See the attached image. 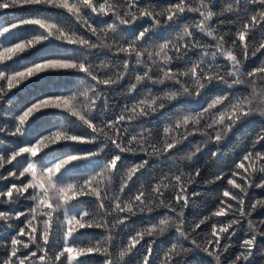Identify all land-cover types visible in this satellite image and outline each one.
<instances>
[{
    "label": "snow or ice",
    "instance_id": "obj_1",
    "mask_svg": "<svg viewBox=\"0 0 264 264\" xmlns=\"http://www.w3.org/2000/svg\"><path fill=\"white\" fill-rule=\"evenodd\" d=\"M216 2L0 0V14L22 13L9 23L0 17V101L26 81L52 93L38 94L8 133L23 137L37 120H46V134L31 136L30 142L7 155L0 153V181L10 177L19 181L0 190V206L16 205L21 198L32 201L30 208L14 214L0 210V222L14 229L10 243H0V251L6 253L0 264H133L131 258L140 253L135 264H186L187 255L197 250L211 258V264H247L258 238L264 240V219H252L253 213L264 209V199L249 200L245 208L249 190L264 189V127L230 172L213 170L208 178H197L203 146L219 145L251 116L264 117V59L250 70L245 68L249 59L264 51V0H229L219 11L214 10ZM189 14L198 18L188 19ZM228 14L236 19L213 23ZM225 23H235L237 30L221 32ZM177 26L173 38L161 37L164 30ZM20 29L35 34L17 40ZM50 41L60 42L56 50L16 70L21 63L17 58ZM62 72L72 74L75 90L45 84L55 79L52 74ZM126 78L131 101L112 113L108 92ZM145 84L167 87L154 92ZM213 85L223 86L220 94L206 107L192 109L189 102L201 99ZM241 85L246 94L234 91ZM181 100L184 106L175 115L165 113L162 127L137 123ZM194 135L202 141L179 158V146ZM79 144L98 146L82 151L74 148ZM106 150L110 156L95 159ZM125 153L168 161V171L146 178L148 159L125 166ZM210 155L216 158L218 152ZM97 164L98 172L86 178L80 174ZM256 174L262 176L259 182ZM226 177L227 187L215 210L186 223L185 209L201 195L189 192V187ZM161 209L163 214L144 226L129 223ZM244 221L247 238L241 251L228 258L236 226ZM205 225L210 231H204ZM88 229H104L106 235L92 241L82 231ZM169 232H174L170 246L154 256L153 245Z\"/></svg>",
    "mask_w": 264,
    "mask_h": 264
},
{
    "label": "trees",
    "instance_id": "obj_2",
    "mask_svg": "<svg viewBox=\"0 0 264 264\" xmlns=\"http://www.w3.org/2000/svg\"><path fill=\"white\" fill-rule=\"evenodd\" d=\"M168 0H160L161 4L167 3ZM229 0H217L216 6L214 10L219 11L223 6L228 3ZM22 13L20 10H6L5 13L0 14V17L3 18L5 23H9L14 19L18 18ZM196 17V14H189L188 19H192ZM198 18V17H196ZM236 17L232 14H228L226 16L215 18L213 23H217L219 20H235ZM143 23V22H142ZM183 23V21L181 22ZM103 26V25H97ZM237 30V25L235 23H225L220 26L221 32H231L234 33ZM179 31V26L171 30H164L161 33V37L163 39H171L176 33ZM35 33L31 32L27 29L18 30L17 40L26 39ZM88 35V33H84ZM209 43L208 38H205ZM259 39V37H257ZM11 42H16L11 41ZM0 43H3V40L0 39ZM60 42L50 41L46 42L44 45L37 46L36 49H32L29 53H25L22 57L17 58L21 61V63L17 64L16 70H21L23 67L30 65L33 61L37 60L41 55L56 50L57 45ZM261 59H264V51L258 53L256 57L249 59L245 64V68L250 70L252 67L258 65ZM223 63V61H221ZM55 79L46 81L47 85H65L73 90L78 85L71 78L72 74L70 73H55L52 74ZM35 79V78H34ZM130 81L126 78L120 84L113 86L112 89L108 92V106L109 111L112 113H118L119 110L123 107V105L127 102L131 101V97L127 95V88ZM143 87H151L154 92L162 91L165 86L161 85H150L145 84ZM222 85H213L210 86L209 89L206 90V95H204L201 99L197 101H190L189 105L194 110H200L203 107H206L207 104L216 96L220 94V89ZM238 94H246L247 88L244 85L238 86L235 89ZM52 94L48 88L44 85H33V81H26L24 84H21L18 88L13 89L12 92L5 96L2 101H0V127L4 129L3 132H0V153L7 155L13 150H16L18 146H24L26 143L30 142L31 136H36L38 138L39 134H46L44 129L48 126L46 120H37L35 125H33L32 129L25 133V136H11L8 133L14 131L16 126V117L21 113V111L27 107L30 103L35 102L39 96ZM9 97H14L11 101ZM99 103H102L99 102ZM184 106V101H174L169 104L161 113H157L152 117L139 121L137 123H143L148 128L157 129L163 126L166 123L165 113L169 116L175 115L177 110ZM107 118V117H106ZM31 123V121H30ZM264 127V117H260L259 115L251 116L242 122L238 123L236 127L232 130L231 133L225 138L219 145L209 142L207 145L203 146V152L200 154V165L202 167L201 177H198L197 180L200 181L202 179L208 178L213 170H222L224 172H230V170L234 167L236 161L244 154V149H247L251 141L256 136L257 132ZM202 137L199 135H194L189 137L188 141H185L184 144L179 146L178 157L182 158L186 156L189 152H191L195 145L202 141ZM98 144H79L74 145V148L82 151L86 150H94L96 149ZM211 152H218V156L216 158L211 157ZM111 155V153L106 150L105 154H101L100 157L95 159L102 160L105 155ZM42 155V154H41ZM143 159H148V166L143 170L146 178H149L154 175H159L162 171L167 172L169 163L168 161H164L162 159H158L156 157L148 158L144 154L132 155L129 153H125L123 155V161L125 166L131 165L133 163H138ZM207 161V164L204 163ZM183 166L187 169V163L183 162ZM11 167V166H6ZM100 170V165L97 164L95 168H86L80 174L86 178L89 175L94 174ZM262 176L260 174L255 175V182H259ZM226 179L222 181H217L214 184L205 185L203 183L193 184L189 187L188 191L192 192L193 190L201 193L200 196L195 197V203L193 204L190 201L189 207L185 209L184 217L186 223L189 221H197L200 218L209 215L212 211L215 210L216 204L219 200V194L223 190L226 185ZM19 183V181H15L14 178H9L5 181H0V190L6 185H10L11 183ZM261 198L264 199V189H257L253 187L249 190L248 198L246 200L245 208L247 209L248 201ZM32 206V201L24 200L21 198L16 205H6L0 206V210L9 211L13 214L15 211H24ZM89 207V205H86ZM165 210L161 209L157 212L151 214H140L136 217H133L130 224L136 226H144L148 220L155 221L156 217L163 214ZM23 219V217L21 218ZM226 219V218H219ZM253 220H261L264 219V209H260L252 215ZM9 223H13L15 225H19V221H9ZM211 221L209 222L210 225ZM205 232L210 231V227L208 225L202 226ZM87 233V239L92 241H97L102 239L106 232L104 229H88L82 230ZM129 232L132 229L128 230ZM247 233V223L246 221L242 222L240 225L236 226V234L232 237L231 244L228 253L226 256L228 258H234V256L241 251L240 244L243 239L246 237ZM14 234V229L9 230L3 222H0V243H10L11 236ZM174 236V232H169L164 237H161L157 240L156 244L153 245V255L160 254L162 255L164 250L170 246L172 242V237ZM203 239V236L200 237ZM223 244L224 241L222 240ZM50 242V247H51ZM187 246V245H186ZM139 247V246H138ZM57 250H59L57 248ZM6 253L4 251H0V256H5ZM143 253L134 255L131 259L133 260V264H135L136 260H139L142 257ZM97 261H100L102 257L95 256ZM222 259H224L222 257ZM211 264V258L207 257V255L203 251H193L190 252L186 257V264ZM247 264H264V240H260L258 238L257 248L253 250V255L250 257Z\"/></svg>",
    "mask_w": 264,
    "mask_h": 264
}]
</instances>
